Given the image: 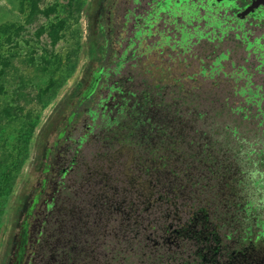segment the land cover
Wrapping results in <instances>:
<instances>
[{"label": "trees", "instance_id": "16d2710c", "mask_svg": "<svg viewBox=\"0 0 264 264\" xmlns=\"http://www.w3.org/2000/svg\"><path fill=\"white\" fill-rule=\"evenodd\" d=\"M112 73L110 66L94 73L47 131L45 138L52 139L41 143L36 164V171L43 167L46 173L44 193L32 204L27 192L21 196L7 260L14 256L12 264H23L29 253L34 264H245L239 219L226 210L225 182L211 173L219 168L220 173L226 158L216 161L208 150L195 158L187 118L172 110L173 123L141 117L138 102L128 101L136 92L123 89L126 77L114 79ZM103 86L106 96L99 92ZM81 115L84 124L77 134L74 123ZM81 134L89 153L84 144L81 150L74 145ZM63 148L70 157L58 163L56 152ZM36 180L33 173L32 191ZM45 192L54 193L48 203ZM43 198L49 210L34 214ZM33 217L43 218L38 243L44 248L37 251Z\"/></svg>", "mask_w": 264, "mask_h": 264}, {"label": "rangeland", "instance_id": "374dc122", "mask_svg": "<svg viewBox=\"0 0 264 264\" xmlns=\"http://www.w3.org/2000/svg\"><path fill=\"white\" fill-rule=\"evenodd\" d=\"M91 5L92 0H0V264L7 260L10 226L21 215V196L33 190L29 180L37 169L41 143L52 139L45 138L47 131L64 113L71 94L83 85L93 51L87 21ZM137 5L136 0L126 1L131 34H119L125 44L113 43L114 57L117 50H123L118 54L114 73L126 60L125 53H129L127 60L133 63L121 74L134 75L136 90L163 96L170 109L177 106L178 99L186 101L180 113L191 127L188 133L193 137L188 146L196 149L194 157L208 150L216 161L226 158L220 173V168L212 170L214 177L225 182L235 172L240 175L236 184L245 182V192L250 186L263 188L264 68L238 71L220 66L203 73L192 49L179 48L172 36L157 30L138 34L142 19ZM144 55L147 57L142 64H136ZM114 57L110 56L106 64L110 66ZM166 61L172 63V77H167ZM146 69L148 72L143 74ZM125 79L131 81L129 77ZM99 92L105 94L104 86ZM102 112L105 111H101V119ZM83 120L81 115L74 123L75 133L80 132ZM180 132L185 135L187 130L182 128ZM83 136L74 142L80 150L86 141ZM206 137L212 142L210 146ZM194 140L199 142L195 145ZM61 145L69 147L67 141ZM63 149L62 158L70 157L69 151ZM80 150L75 152L79 154ZM85 151L89 153V149ZM57 165L54 171L60 167ZM228 203L240 205L232 198ZM240 203L246 218L254 220L255 227H264V199L254 204L246 195ZM251 226L247 225L245 232L249 233ZM263 236L258 233L256 243Z\"/></svg>", "mask_w": 264, "mask_h": 264}, {"label": "water", "instance_id": "95a60500", "mask_svg": "<svg viewBox=\"0 0 264 264\" xmlns=\"http://www.w3.org/2000/svg\"><path fill=\"white\" fill-rule=\"evenodd\" d=\"M153 30L164 36H172L179 48L192 49L191 53L195 54L198 67H201L203 73L220 66L238 71L264 68V0H156L142 19L138 34H148ZM115 51L111 50V58ZM117 51L112 64L118 61V54L123 52ZM128 55L129 53H125L126 60L122 63H133L127 60ZM146 57L144 55L136 64H142ZM165 58L169 59L166 55ZM128 63L117 73H114L115 69L110 65L114 79H117V75L131 77L130 80L134 83L131 72H127L128 75L121 74L130 65ZM170 64L172 63L167 61L164 64L169 70L167 77L173 76ZM145 71L143 74L148 72L147 69ZM163 82L166 84L167 81L162 80ZM158 101L162 105L167 104L163 96ZM185 103L186 101L178 99L177 106L172 107V111L179 114Z\"/></svg>", "mask_w": 264, "mask_h": 264}, {"label": "flooded vegetation", "instance_id": "af4514ba", "mask_svg": "<svg viewBox=\"0 0 264 264\" xmlns=\"http://www.w3.org/2000/svg\"><path fill=\"white\" fill-rule=\"evenodd\" d=\"M126 1L127 0H92L91 12L87 16V21L89 35L88 37L91 39L93 51L91 54L89 67L83 77V85L80 89L76 91L75 97L79 95V92L82 90V88L89 85V83L93 79L94 73H96L97 76L104 69H108L109 65H107L106 63L107 59L110 57L109 54L111 50H115L113 48L114 44H117V41H120L123 44H125L126 42L124 38L120 37V39L122 40L119 39V34H122V36L124 35V37L131 34V19L129 16L126 15ZM136 1L138 2L137 13L140 14L141 19H143L146 16L149 8L155 3L156 0ZM125 24L126 28L124 27ZM124 28L126 29L125 31ZM127 63V61H124L121 67H123ZM112 65L113 67H115L117 65V62L115 64H111V66ZM123 87V89H125L126 91L132 90L136 92L135 96L128 97V99H130L128 101L129 105L134 104V102L136 101L138 102V108H136L135 111H138L141 117L145 119H151L152 121L158 119L162 120V118H164L168 119L167 123L172 122V120H170V111L172 109H170V106H168L167 104L162 105L161 103H159L158 95L155 94V96L150 93L146 95L144 92H142V90H136L133 85V80L126 82ZM106 95L107 92H105L103 96ZM74 100L75 98H71L70 102L73 103ZM66 107L67 105H65V108ZM179 114L182 115L181 113ZM149 123L150 121L147 122V125H149ZM56 156V161H60L62 159L61 149L56 152ZM39 171L40 172L35 170V173L37 174V180L35 181L34 191H27V195H30L32 197L30 199L29 204L33 203L35 196L44 193L43 191L45 189L44 186L46 183V173H43V167H41ZM239 177L240 175H238V173L231 172L228 180H224L225 192L229 195L230 199L232 198L233 200L237 201L238 204H240L239 206H229V208H226V210L232 215H237V218L239 219V226L242 231L243 237L242 241L245 245V251L247 255V260L245 261V264H264V236L258 243H256V235L258 233L264 234L263 224L259 227H255L254 220H252L251 218H246V210H243L241 208L242 204L240 203L244 201V197L246 195H248L251 200H254V204L257 199H264V187L262 188L261 186H258L256 188L254 186H250L249 190L245 192L242 189V185H245V182L242 185L236 184V181ZM53 194V192L48 193L47 203L53 199ZM47 203H45L44 198L40 201L38 200L36 202V206L32 210L33 213L36 214L37 211L40 209L43 211H48L49 208H47ZM38 212L40 213V211ZM247 225H252L249 229V233L245 232L244 229L245 227H247ZM31 229H33V231L35 232V242L37 245L35 251L40 248H44L43 245H40L38 243V241L43 240H40L39 238L43 234V218L33 217ZM245 233H247L246 237L244 236ZM16 243L17 241L14 240V244L12 245L13 249L15 248ZM33 258L34 257H31V255L27 253L23 264H34L33 261H30L33 260ZM13 260H15L14 256L8 258L7 264H12Z\"/></svg>", "mask_w": 264, "mask_h": 264}]
</instances>
